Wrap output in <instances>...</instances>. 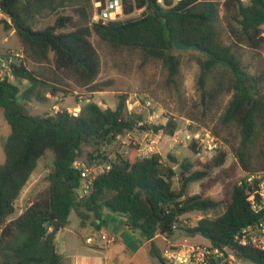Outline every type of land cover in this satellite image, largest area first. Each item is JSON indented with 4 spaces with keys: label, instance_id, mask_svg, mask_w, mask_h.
I'll list each match as a JSON object with an SVG mask.
<instances>
[{
    "label": "trees",
    "instance_id": "obj_1",
    "mask_svg": "<svg viewBox=\"0 0 264 264\" xmlns=\"http://www.w3.org/2000/svg\"><path fill=\"white\" fill-rule=\"evenodd\" d=\"M245 1L182 0L174 5V0H164L163 4L158 0H126L128 15L145 8L140 18L93 24L92 0H3L2 8L11 24L4 21L0 25L4 24L7 31L15 30L31 61L49 65L57 75L72 77L79 87H90L92 93L106 88L96 83L101 61L93 39L115 49L141 51L146 61L160 62L168 72L167 86L175 90H179L181 74L175 44L197 46L205 57L199 61L201 94L204 99L232 95L220 124L240 131L235 157L250 172V149L264 133V72L248 74L242 65V51L257 52L264 47V0ZM221 11L231 37L228 46L222 43L219 31ZM46 19L51 20L50 25L35 29L39 20ZM11 70L16 80L28 81L30 87L22 94L18 85L0 79V112L11 127L3 144L5 162L0 165V264H65L50 243V223L58 221L62 228L67 227L73 211L82 227L94 217L97 230L104 222L105 210L127 213L129 228L138 231L141 242H146L159 235L170 239L176 223L224 205L220 216H205L196 226L186 228L217 246L232 244L240 230L264 218V210L256 214L248 201V177L230 183L222 201L203 193L186 196L189 185L204 181L226 165V151L213 156L200 170H195L190 161L179 163L170 157L173 163H179V172L165 164L159 154L142 158L132 150L127 156L110 159L102 152L119 136L135 131L173 136L178 129L174 119L166 125L145 124L143 115L128 112L127 95L119 97L115 110L102 109L90 101L78 115L61 110L32 116L26 103H42L46 94L54 95L58 90L52 81L41 78L24 63H12ZM210 79L212 89L208 88ZM84 147L93 149L88 154L89 162L103 160L111 163V169L97 177L91 196L80 198L81 175L74 164L83 159ZM190 149L197 152V145L192 144ZM48 151L55 159L46 177L47 196L13 219L17 200ZM177 176L181 184L178 191L173 188ZM239 253L249 263L264 264L262 251L239 247ZM150 254L167 264L154 248Z\"/></svg>",
    "mask_w": 264,
    "mask_h": 264
},
{
    "label": "rangeland",
    "instance_id": "obj_2",
    "mask_svg": "<svg viewBox=\"0 0 264 264\" xmlns=\"http://www.w3.org/2000/svg\"><path fill=\"white\" fill-rule=\"evenodd\" d=\"M246 3L249 1L246 0ZM224 11H221V21L219 31L224 45L231 44V37L224 19ZM142 13H135L125 18L137 19ZM51 24V20H39L35 29H44ZM0 25V57L5 61L13 60V63H24L33 69L38 76L52 81V85L58 90L54 95L46 94V100L42 103L31 101L26 103L28 113L32 116H44L55 114L61 110H68L70 113L79 114L81 107L93 101L102 109L115 110L119 104V97L127 95V109L134 107L137 114L144 117V123L150 126L166 125L169 119H174L178 124V129L173 136L165 135L164 132L158 134L152 132L135 131L126 136H121L112 145L106 146L102 152L112 159L118 155L127 156L132 150H137L140 157H145L147 145L155 141L156 154L161 155L165 164L171 165L179 172V163L190 161L196 169H201L213 156L220 151L228 154L227 163L223 168L215 169L207 179L202 182L193 183L186 189V196H194L203 193L214 200L222 201L226 199L228 185L236 181L251 176L264 175V133L255 141V145L250 149L247 164L250 172H246L235 153L240 147V131L235 126L224 127L220 124V118L224 114L232 95L221 94L215 99L204 97L200 91L199 77L201 73L200 60L205 59L204 55L196 50L180 51L176 54L181 60V74L179 77V90L171 89L167 86L168 72L160 62L146 61L141 51L128 49H115L109 44L93 39L92 42L100 56V74L96 80L97 85L106 87L101 92H91L90 87H79L70 76L57 75L53 69L45 63H34L25 54L24 47L15 30L7 31ZM242 65L246 72L252 76L264 72V47L255 52L250 49L242 51ZM213 79L208 82V88L212 89ZM21 89L23 94L30 83L25 80L13 81ZM41 90H51L45 88ZM23 102V98L20 99ZM147 102L152 105L146 108ZM136 105V106H135ZM11 134V127L8 124L4 112H0V165L5 162V151L3 144ZM199 134V140L194 139V135ZM177 135L175 142L174 137ZM191 139L187 140L186 136ZM197 145V152L190 149L192 144ZM142 149L140 152L139 150ZM93 149L84 147L83 161L88 160V154ZM170 157L178 159L179 163H173ZM54 153L48 151L46 156L40 160L38 168L30 178V184L26 185L22 194V199L16 202L17 218L27 202H35L47 196L49 183L46 180L48 173L54 164ZM34 182V183H33ZM29 183V182H28ZM181 184L177 176L173 180V188L180 190ZM21 194V195H22ZM225 206L209 214L195 213L181 221L186 228L194 227L205 216L216 218L223 214ZM71 229H75V224L79 218L75 211L71 213ZM119 219L112 213L105 212L103 219L109 232H117L116 221ZM186 221V223L184 222ZM2 230H0L1 236ZM89 235V233H86ZM194 243H201L205 240L200 235L191 237ZM155 249L157 254L163 257L168 248V242L164 237L158 236L147 244V251ZM150 264H162L158 258L152 257ZM252 264V263H246Z\"/></svg>",
    "mask_w": 264,
    "mask_h": 264
},
{
    "label": "built area",
    "instance_id": "obj_3",
    "mask_svg": "<svg viewBox=\"0 0 264 264\" xmlns=\"http://www.w3.org/2000/svg\"><path fill=\"white\" fill-rule=\"evenodd\" d=\"M2 1L0 0V23L4 21L11 24L10 17L5 13L2 8ZM182 0H174V5L178 4ZM223 3L225 0H212ZM94 6V14L92 17L93 24H108L110 22L123 21L125 18L132 16L135 13L144 12L143 9H136L131 14L125 13L126 0H92ZM163 4L164 0H158ZM13 60L5 61L1 59L0 63V79L2 81L12 82L15 77L11 70V64ZM151 103L147 102L146 108L151 107ZM136 106V105H135ZM129 113H136L134 107H128ZM74 114V113H73ZM77 115V114H74ZM119 136L118 138H120ZM177 135L174 137L175 142ZM117 138V139H118ZM200 135H194L195 140H199ZM186 139H191L190 135L186 136ZM155 141L147 145V154L145 157L156 154ZM140 152L142 149L139 150ZM143 157V158H145ZM110 159H112L110 157ZM74 168L80 172L81 175V187L79 189V197L86 198L92 195L94 192L95 181L97 177L103 173L108 172L111 169V163L103 160H94L93 162H87L83 160H77L74 164ZM247 182L250 185L248 191V201L251 204L252 210L259 214L264 210V175L263 176H251L247 178ZM186 223V221H184ZM181 223H176L174 230L177 228L186 229ZM160 236V235H159ZM158 237V236H157ZM168 242V248L163 254V259L167 264H246L249 263L239 253V247H252L259 251L264 252V218L260 219L257 223L250 224L247 227L240 230L234 237L232 244L214 245L211 241L194 243L191 237H182L173 242L165 236H162ZM102 239L114 240L115 237L107 234H102ZM88 243L94 242L93 238H89Z\"/></svg>",
    "mask_w": 264,
    "mask_h": 264
},
{
    "label": "crops",
    "instance_id": "obj_4",
    "mask_svg": "<svg viewBox=\"0 0 264 264\" xmlns=\"http://www.w3.org/2000/svg\"><path fill=\"white\" fill-rule=\"evenodd\" d=\"M22 196L23 194L17 201H20ZM33 203L27 202L19 216ZM105 212L112 213L109 210H105ZM114 215L119 217V219H113L117 225L118 231L116 233L109 232L105 220L101 223V229L97 230L94 226V217L87 222L85 227L81 226V220L78 217L79 221L75 224V229L72 230L70 219V224L59 231L53 242L56 251L64 258L65 264H150L152 256L150 251H147L146 246L152 240L141 242L139 232L129 228L126 217ZM50 232H53V228L50 229ZM102 234L114 236L115 239L111 241L102 239ZM89 238H93L94 242L88 243ZM203 239L204 242L207 241V239Z\"/></svg>",
    "mask_w": 264,
    "mask_h": 264
},
{
    "label": "water",
    "instance_id": "obj_5",
    "mask_svg": "<svg viewBox=\"0 0 264 264\" xmlns=\"http://www.w3.org/2000/svg\"><path fill=\"white\" fill-rule=\"evenodd\" d=\"M175 49L176 50H180V51H190V50L199 51L200 50L197 46L187 45V44H184L182 42H177L175 44ZM109 211L112 212L113 214H117V215H121V216H125V217L128 216L127 213L115 212V211L111 210V208H109ZM50 227L53 228V232H52L51 237H50V243H53L55 236L62 229V225L58 221H53V222L50 223ZM194 235H195L194 232H191V231H189L187 229L177 228V229L174 230V233L170 237V239H171V241L175 242V241H177L178 239H180L182 237H192Z\"/></svg>",
    "mask_w": 264,
    "mask_h": 264
}]
</instances>
